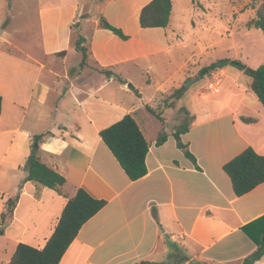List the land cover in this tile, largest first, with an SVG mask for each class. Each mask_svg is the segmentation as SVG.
Returning a JSON list of instances; mask_svg holds the SVG:
<instances>
[{
	"label": "crops",
	"instance_id": "0c3cea01",
	"mask_svg": "<svg viewBox=\"0 0 264 264\" xmlns=\"http://www.w3.org/2000/svg\"><path fill=\"white\" fill-rule=\"evenodd\" d=\"M113 1L121 3L113 8ZM150 1L36 0L40 28L18 29L11 43L2 37L8 22L4 23L5 0H0L1 39L12 47L0 46V214L5 201L18 195L0 244L4 242L1 248L6 247L11 255L20 242L37 248L45 245L67 198L78 187L107 204L82 225L59 264H241L257 249L242 227L264 215V182L236 196L222 168L247 147L264 155V106L249 87L243 92H231L227 87L232 108L204 117L195 96L188 95V84L179 100L186 99L180 105L183 115L194 122L180 138L199 168L177 147L175 129L162 128L158 135L165 132L167 138L157 146L158 135L147 136V119L142 124L135 116L152 102L156 92L149 102L122 112L102 93L110 83L126 86L132 79L128 66L139 58L187 50L184 62L164 76L157 91L167 83L179 88L200 69L199 62L191 63L192 67L190 61L213 45L199 49L190 33L222 29L229 36L235 23L238 30L253 32L258 29L247 27V23L254 19L255 8L247 6L248 0H172L166 27L142 28L138 20L128 30V13L131 19L135 15L139 19L141 9ZM113 14L125 21L116 22ZM101 17L128 38L102 28ZM79 35L89 56L84 65L75 49ZM254 49L249 44L242 46L235 60L250 59L246 65L255 67L253 61L261 59L248 53ZM215 61L209 57L207 66ZM231 79L236 83V78ZM136 90L142 100L141 91ZM126 113L133 116L149 142L147 173L135 181L128 179L99 136L101 129ZM47 132L37 154L65 177L61 193L25 180L23 166L33 137ZM249 230L257 240L264 234L259 226L250 225ZM253 264H264V255Z\"/></svg>",
	"mask_w": 264,
	"mask_h": 264
},
{
	"label": "trees",
	"instance_id": "16d2710c",
	"mask_svg": "<svg viewBox=\"0 0 264 264\" xmlns=\"http://www.w3.org/2000/svg\"><path fill=\"white\" fill-rule=\"evenodd\" d=\"M172 9V0H151L140 11L139 25L142 28L166 27ZM99 24L102 28L111 30L122 39H127L122 30L112 25L104 17L100 18ZM251 24L264 35V0L258 5L255 17ZM84 38L78 36L75 42V49L81 53V65H84L87 57V50L83 45ZM61 54H64L63 52ZM231 65L250 78L248 87L256 95L259 102L264 106V64L252 68L240 60L221 59L210 63L199 71L200 75L217 67ZM107 72V71H106ZM107 74H110L108 71ZM119 81L124 82L119 78ZM188 83H184L175 89L171 96L179 100L186 92ZM2 110V97L0 96V114ZM153 113V110L149 108ZM188 130L183 126L173 132V137L178 148L184 151L185 156L197 167L194 155L188 150L187 144L181 141L180 134ZM49 132L35 135L31 153L23 166L25 180L42 185L61 193V187L66 179L55 169L47 166L37 154L38 144L48 136ZM99 136L104 145L114 156L129 180L135 181L147 173L145 162L149 151V142L145 138L136 120L129 113L125 114L118 121L101 129ZM167 136L160 133L156 139L157 146L163 144ZM223 171L229 177L231 187L236 196H242L257 185L264 182V155L256 152L252 147H247L234 156L222 166ZM18 195L8 198L0 214V237L4 234L5 227L12 216ZM107 204V200L91 196L84 188L78 187L75 194L67 198L66 204L61 212L58 222L42 248H37L26 243H18L10 260L5 264H59L68 246L76 237L82 225L93 217ZM152 214L157 219L156 210L152 208ZM250 225L264 228V215L255 219L242 230L250 236L257 245V249L246 256L241 264H253L264 255V234L260 240L252 236ZM137 264H166L164 262L141 261Z\"/></svg>",
	"mask_w": 264,
	"mask_h": 264
},
{
	"label": "rangeland",
	"instance_id": "374dc122",
	"mask_svg": "<svg viewBox=\"0 0 264 264\" xmlns=\"http://www.w3.org/2000/svg\"><path fill=\"white\" fill-rule=\"evenodd\" d=\"M182 1L186 2L187 0ZM230 1V3H235L237 1L240 3L242 0ZM261 1L262 0H248L247 6L250 4L253 5L256 11V8ZM119 3L121 2L113 1V8L119 5ZM192 3H195V0H192ZM35 6L36 0H5L4 23L8 22V26L6 29H3L4 35L2 37L7 38V40L12 43L18 29H39L40 22L35 16ZM130 7L131 3L129 2L126 9L129 10ZM127 18V28L128 30H131L133 23L135 24L137 22L138 24V16L135 15L134 19H131L130 13H128ZM113 20L119 23H123L125 21L124 17H116L114 14ZM231 24L233 25V23ZM45 26L47 27V25ZM60 27L64 28V23H62ZM247 27H252L250 21L247 23ZM71 28L73 31L76 29L74 26H71ZM238 28L239 27L235 23L229 31V36L226 31L222 29H215L209 33L199 31L194 33V35L189 32L190 37L192 36L197 39L196 44L199 49L203 50L208 44H213L212 47L203 53V55L190 61V66L192 67L193 65H191V63L199 62L197 67L200 69L195 73H192V76H188V78L185 79V82L189 84L191 90L188 95L193 94L195 96V101L196 103H200L199 107L202 110V115L204 117L213 116L216 113L227 111L229 108H232L231 92H235L237 89L239 92L248 91L247 87L249 84L248 82L250 81L248 76L240 74L239 70L228 64L223 67L224 75L222 76L219 93L212 94L206 87L208 81L211 79V70L204 75L199 74V71L206 67L209 63V57H211L214 61L221 59L235 61V58H237L242 52V46L246 47V45L249 44L250 46H254L255 49L248 53L261 59L260 61H257V59L254 60L253 64L255 67L252 68H256L259 65L264 64L263 34L259 30L249 32L244 31L242 28L238 30ZM1 30L2 28L0 26V46L12 48L10 44H6L2 41ZM220 39L222 40L220 41ZM175 52L176 51L172 53L163 52L153 56L139 58L134 62V64H131L130 67L128 66V68H130L129 74L132 79L128 80L126 83L123 80V84L125 83L126 86L115 82L106 85L102 90L103 95L107 101L110 102V104H113L115 107H120L117 110L118 112H122L123 109L137 107L142 105L144 102H149L152 94L155 92L157 93L156 96L151 99L152 102L144 106L148 111L149 108L153 110V116L147 113L144 108H140L137 113H135V116L142 124H145L147 119L148 127L146 132L149 138L158 135L162 128L165 131L173 129L178 130L183 126H187L189 123L192 124L194 122V119H191V117H185L183 115L184 108L180 105L184 102L186 103V99L178 101L171 96L173 91L177 89V87H175L176 83H167L163 86V88L157 91V88L162 84L161 81L165 79L164 76H166L169 71H173L175 66H178L179 63L184 62V59L188 56L187 50L183 52ZM242 59L243 61L241 62L245 64H247V62L251 63L250 59ZM69 60H71V57H69ZM85 60L89 61L88 52ZM185 74L189 75L191 73L188 74L185 72ZM231 77L236 78V83H234L235 81H233ZM149 79L152 81H149ZM227 87L231 92L229 90L225 91ZM136 89L141 91L142 100L138 98L140 95L137 93ZM206 95L211 96V98L208 97V99H206ZM253 95L255 96L254 93ZM204 110L206 112H204ZM2 243L0 244V264H5L11 256V251L7 250L6 247L1 248V245H3Z\"/></svg>",
	"mask_w": 264,
	"mask_h": 264
},
{
	"label": "built area",
	"instance_id": "2783aa9c",
	"mask_svg": "<svg viewBox=\"0 0 264 264\" xmlns=\"http://www.w3.org/2000/svg\"><path fill=\"white\" fill-rule=\"evenodd\" d=\"M224 75V68L217 67L210 72L211 79L208 81L206 87L212 94L219 93L222 76Z\"/></svg>",
	"mask_w": 264,
	"mask_h": 264
},
{
	"label": "water",
	"instance_id": "95a60500",
	"mask_svg": "<svg viewBox=\"0 0 264 264\" xmlns=\"http://www.w3.org/2000/svg\"><path fill=\"white\" fill-rule=\"evenodd\" d=\"M232 62H234V61H232ZM130 85V84H129Z\"/></svg>",
	"mask_w": 264,
	"mask_h": 264
}]
</instances>
